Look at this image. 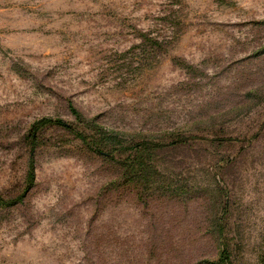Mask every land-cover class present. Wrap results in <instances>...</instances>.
<instances>
[{"label": "rangeland", "instance_id": "rangeland-1", "mask_svg": "<svg viewBox=\"0 0 264 264\" xmlns=\"http://www.w3.org/2000/svg\"><path fill=\"white\" fill-rule=\"evenodd\" d=\"M111 133L196 138L78 136ZM21 194L0 264H213L212 208L235 264H264V0H0V195Z\"/></svg>", "mask_w": 264, "mask_h": 264}, {"label": "trees", "instance_id": "trees-1", "mask_svg": "<svg viewBox=\"0 0 264 264\" xmlns=\"http://www.w3.org/2000/svg\"><path fill=\"white\" fill-rule=\"evenodd\" d=\"M55 121H53V119L51 118H47V117H42L40 120L36 121L34 123V126H41L43 124H47V123H54ZM118 134L115 133V135L113 133L107 135L104 134L102 135L100 141H96L93 139L92 136H89L88 138H90V141L87 139L86 135H82V134H78V136L82 139V141H84V143L89 144L90 142H95V144L97 145H105V143L109 142L111 144H114V146H116L117 150H121L125 149V150H129V149H134L138 147V152L140 153V158H141V153L144 151H150L152 149H158V148H164L167 146H171L174 144H178V143H184L192 138H196L195 135H191V136H183V135H179L176 139H173L171 141H167V142H163V141H153V140H145L142 141L140 143L137 144H131V145H123L122 140H118ZM112 152V149L110 150ZM124 158L126 159L125 161ZM123 159H121V166H123V163H126V172L125 175H129V176H124L121 175L122 177H129L128 180L130 182V184H134L136 183L135 181H137L138 183L141 182L143 183L145 186V189H147V191L151 194V193H155L156 190H164L165 193H167V199H171L174 198V200L181 202L182 203V196H186V195H180L181 193L179 192V190H181V188L179 187V185H176V183H164V185H162V181L164 182V180H162L160 182V178H156V173H158V171L156 170V168H153V170H146V169H136V166H145V164L143 163V161H141V159H138L137 157L133 156V158L131 159V155H127L126 157H124ZM129 159V160H128ZM129 161V162H127ZM118 165H119V160H118ZM34 181V166L33 163L31 162L29 164V169H28V173H27V184L29 186H31L33 184ZM134 181V182H131ZM162 185V186H161ZM141 186V187H143ZM135 194H140L141 196H139L140 199L144 200V202H147L149 200H151V198L155 197V195H146L143 194L142 191H140V188L135 192ZM24 194L19 195L18 197H15L13 199H5L4 197H2L0 195V205L2 206H10L13 205L15 202L19 201L20 199H22ZM163 196H166L165 194ZM181 197V198H180ZM179 198V199H178ZM178 199V200H177ZM183 200H185V197H183ZM183 204V203H182ZM211 203L208 202V206H210ZM181 206V205H180ZM183 206V205H182ZM225 207L222 206V208ZM211 214H209V216L207 217L208 220L210 222L208 227H210V229H208L207 231L210 234V237L213 238V240L215 241V243L217 244L216 250H218L217 253V258L215 260H212L211 262L209 260H207L206 262H210L213 264H235L234 260H233V252L234 250H236L237 245L234 247L231 243H230V236H229V231L226 230L227 227V221L226 219L223 221V217L222 215L218 216L217 212H214V208H212Z\"/></svg>", "mask_w": 264, "mask_h": 264}]
</instances>
